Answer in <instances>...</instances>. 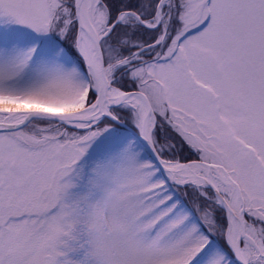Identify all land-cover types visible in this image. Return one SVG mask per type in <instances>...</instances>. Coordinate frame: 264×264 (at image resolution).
<instances>
[{
  "label": "snow or ice",
  "instance_id": "obj_1",
  "mask_svg": "<svg viewBox=\"0 0 264 264\" xmlns=\"http://www.w3.org/2000/svg\"><path fill=\"white\" fill-rule=\"evenodd\" d=\"M0 264H264V0H0Z\"/></svg>",
  "mask_w": 264,
  "mask_h": 264
}]
</instances>
